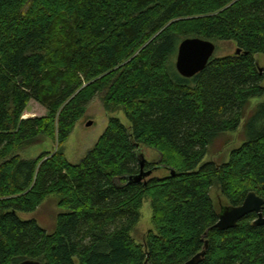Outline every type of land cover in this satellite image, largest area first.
I'll return each instance as SVG.
<instances>
[{"label": "trees", "instance_id": "trees-1", "mask_svg": "<svg viewBox=\"0 0 264 264\" xmlns=\"http://www.w3.org/2000/svg\"><path fill=\"white\" fill-rule=\"evenodd\" d=\"M187 38L237 44L239 56L213 57L193 78L176 70ZM264 0H0V264H264L256 214L215 229L223 205L250 192L264 199V102L247 117L244 144L228 162L204 163L210 145L237 132L250 102L264 99ZM122 111L95 148L71 164L63 147L90 104ZM34 101L45 117L23 119ZM50 139L35 159L14 153ZM156 152L164 177L131 184L139 150ZM170 171L175 176H170ZM60 198L49 234L34 213ZM145 201L154 230L132 233ZM205 235H207L205 237Z\"/></svg>", "mask_w": 264, "mask_h": 264}, {"label": "rangeland", "instance_id": "rangeland-1", "mask_svg": "<svg viewBox=\"0 0 264 264\" xmlns=\"http://www.w3.org/2000/svg\"><path fill=\"white\" fill-rule=\"evenodd\" d=\"M216 52L214 57L222 58L235 56L238 49L237 44L234 42H215ZM256 63L259 69L264 71V55L258 54L255 56ZM176 63V58H175ZM264 99H254L250 102L247 110L246 118L237 132L226 133L221 135L209 147V153L204 159V163L214 162L223 163L228 162L232 151L239 149L244 144V127L250 112L263 103ZM47 111L38 103L31 101L24 113L26 119L45 117ZM118 118L120 121L129 126V121L122 111L107 112L104 109L101 99L94 100L85 116L78 122L76 128L64 145L63 150L67 160L73 165H79L88 154L95 148L99 139L102 137L108 127L110 118ZM92 123L91 126H88ZM56 144L45 137H41L36 144L18 149L14 155L20 156L23 159H35L45 152L53 153L56 150ZM139 154L143 155L150 163H158L159 156L156 152L141 147ZM166 172L162 169L155 172L153 177H164ZM213 202L220 207V205L228 206V202L222 196L218 186L213 187L210 192ZM60 198L56 195H50L43 202V204L34 213H20V219L24 221L36 220L40 227L46 230L49 234L54 233L57 227V218L62 210L59 208ZM154 230L152 224V209L149 201H145L141 210V218L132 233V238L137 244H144L146 235L149 231Z\"/></svg>", "mask_w": 264, "mask_h": 264}, {"label": "water", "instance_id": "water-1", "mask_svg": "<svg viewBox=\"0 0 264 264\" xmlns=\"http://www.w3.org/2000/svg\"><path fill=\"white\" fill-rule=\"evenodd\" d=\"M215 52V43L200 38H187L179 45L176 57V70L184 78H193L207 67L214 57ZM241 54V49H237L235 55L239 56ZM260 72H263V70L260 69ZM91 125L92 123L88 124V126ZM139 160L141 170L138 175L129 178L131 184H146L148 179L152 178L154 173L161 169L160 167H155L154 169L146 170L145 166L148 161L143 155H139ZM175 175L174 171H170L171 177ZM251 214L257 215V220L254 222L255 226H264V199L255 192H250L240 206H223L215 229L219 231L233 229L241 220ZM206 236L207 235H205V237ZM207 250L208 242L206 241L203 251L185 264H200L204 260ZM20 264L42 263L39 261L27 260Z\"/></svg>", "mask_w": 264, "mask_h": 264}]
</instances>
